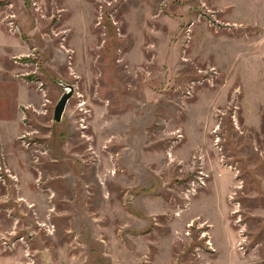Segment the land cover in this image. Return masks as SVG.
Returning <instances> with one entry per match:
<instances>
[{"label":"rangeland","instance_id":"374dc122","mask_svg":"<svg viewBox=\"0 0 264 264\" xmlns=\"http://www.w3.org/2000/svg\"><path fill=\"white\" fill-rule=\"evenodd\" d=\"M0 264H264V0H0Z\"/></svg>","mask_w":264,"mask_h":264},{"label":"water","instance_id":"95a60500","mask_svg":"<svg viewBox=\"0 0 264 264\" xmlns=\"http://www.w3.org/2000/svg\"><path fill=\"white\" fill-rule=\"evenodd\" d=\"M60 85L64 88V92L61 95L54 111V120L58 122L62 120L67 104L74 92L73 85L65 82L60 83Z\"/></svg>","mask_w":264,"mask_h":264}]
</instances>
